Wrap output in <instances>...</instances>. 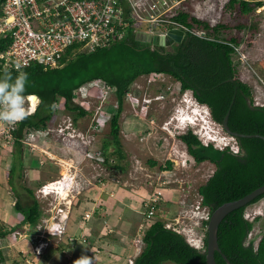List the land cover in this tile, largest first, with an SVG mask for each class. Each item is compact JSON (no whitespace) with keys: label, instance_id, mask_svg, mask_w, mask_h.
I'll list each match as a JSON object with an SVG mask.
<instances>
[{"label":"rangeland","instance_id":"1","mask_svg":"<svg viewBox=\"0 0 264 264\" xmlns=\"http://www.w3.org/2000/svg\"><path fill=\"white\" fill-rule=\"evenodd\" d=\"M228 1L185 0L181 5V9L215 26L228 23L230 27L232 26V30H234L236 24L243 21L249 24L254 19L258 21V30L253 37H249L250 33L245 34L243 37L241 45L237 48L238 55L235 56V62H239L237 76L253 89L255 104L257 106L264 105V7L258 9V12H260L258 15L257 13L252 14L250 20L251 16L246 18L238 11V8L231 12L227 6ZM176 10L178 8L174 11ZM260 25L263 26V30H260ZM259 32L261 37L256 35ZM165 78L167 84L161 87L148 84L146 77H141L133 85L130 91L131 96H126L119 120V138L125 156L122 161L123 172L109 169L110 164L104 168L97 166L95 162L87 159L84 151L86 148L75 142L64 141L58 130L63 121L56 114V118L50 123L49 131L36 133L25 140L26 144L23 143L25 169L21 172L20 165L17 162V168L14 170L13 176L10 175L9 177V168L13 163L14 153L16 152L12 136L13 130L11 124L8 123H3L0 126V178L5 176L7 180V176L9 177V187L7 186L8 183H0V196L6 200L12 197L14 206L19 200L24 207H29L36 200L42 212L39 223L35 227L22 224L23 217L18 212H16V216L19 219L11 225L12 218L7 219L8 215L1 208L0 225L10 227L19 224L15 231L25 233L26 228L29 226L35 229L38 226L42 228L49 226L52 221H55L56 224L59 223L64 219L63 215L67 214L68 208L70 209L68 222L71 220L69 231L64 236L62 246H60L62 241L59 240L55 243L57 247L47 248L38 256L34 252V243L33 245L21 243L18 245L19 251H13L12 258L8 260L7 264H18L16 259H20L22 263L28 260L29 264H64L67 260H69V264H73V261L82 254L93 257L94 264H108L106 260L111 262L112 259L125 256V253L118 250V248L113 249L115 245H120L123 242L128 247L126 254H128V251L129 254H133L131 250L137 249V247L132 239L126 240L127 235L123 236V234H127L128 222L126 220L131 208L133 214H135V210H138L140 214L136 212L138 214L136 219L131 215L136 224L133 225L134 227L132 226V234L130 232L128 234L135 237L139 225L144 221L143 209L140 208L142 204L138 207L132 205L129 208L126 206L128 211L119 210L118 215H115L114 218H119L121 223L112 230L114 234H116V230L121 232V235H118L121 239L116 240L104 236L108 254H104V251L101 250L98 252L92 248L89 241H92V237H95L93 231L80 236V229H76L78 224L73 223L74 219H82L86 211H92L94 196H100L106 200V192L110 193L116 190L117 186L128 189L130 192L137 190L142 192L144 196L148 195L150 189L152 191L154 189L162 191L167 200V205L163 204L170 209L171 214L162 211H159V213L163 214L164 218L168 214L167 217L171 220L170 224H178L181 229H185L187 239L190 241H203L205 231L202 222L205 221L204 218L208 210L200 205L201 197L198 190L214 173L215 166L209 162L196 164L191 156L190 149L179 136L191 130L202 143H211L213 140L216 148L221 149L227 146L231 149L237 143L236 139L228 135L221 125L214 122L210 109L206 105L199 104L191 91L179 92L178 84L167 75H165ZM85 86L87 87L88 84ZM169 86L170 90H168ZM87 89L88 91H83L84 95L81 92L80 96L98 100L101 94L99 86L97 88L89 86ZM163 92H165L166 100L154 101L153 98ZM149 97H151L150 104L145 101ZM173 97L175 99H172ZM37 102L39 104V100ZM115 104V98H111L106 103L110 118L115 113ZM31 105L30 101L26 103V107L31 108ZM66 113L75 118L71 111ZM196 113L201 116H199L200 118H197V116L194 118L196 125L190 127V125L187 126V123H183V115L190 117L195 116ZM177 117L181 118V122L177 120ZM201 120L204 121L201 122ZM165 128H168L169 131ZM110 129V125L107 126L99 138L93 141L92 151L94 148L102 151L103 144L112 141ZM114 148L111 147L110 150L112 151ZM90 151L88 149V152ZM114 160L112 162L115 163ZM2 169L7 173L5 174ZM20 172L22 173L21 178L19 176ZM66 175L71 176L74 185L73 189L67 191L66 197L60 195L66 193L62 188L55 190L59 195L55 193L47 195L44 187L52 182L60 181ZM39 182L41 184H38ZM115 184L116 186H114ZM10 185L14 190L11 189ZM26 190H32L34 196L31 197ZM119 197H121V194ZM99 207L101 208V206ZM109 210L106 208L100 211L109 213ZM260 213L264 215V200L248 208L245 217L253 219L259 216ZM2 219H7V223H4ZM263 234L264 219H261L256 222L252 232L253 236L257 235L256 245H258ZM58 242L60 245H58ZM81 245L84 246L81 248ZM112 250L118 251L114 253ZM133 256H129L128 264Z\"/></svg>","mask_w":264,"mask_h":264},{"label":"trees","instance_id":"2","mask_svg":"<svg viewBox=\"0 0 264 264\" xmlns=\"http://www.w3.org/2000/svg\"><path fill=\"white\" fill-rule=\"evenodd\" d=\"M5 1L0 0V15ZM237 5L241 7L242 15L252 16L264 6V0H230L228 8L233 10ZM172 19L204 32L205 37L188 35L180 43L175 42L169 47H152L139 41L129 29L124 40L91 53L77 51L79 45L68 48L57 68L33 65L22 70L28 74L25 96L36 95L40 104L36 112L17 123L16 130L12 132L16 152L9 168V177L13 176L17 162L21 172L25 169L21 140L26 131H49L58 110L73 112L76 122L90 114L76 104L74 92L95 81L109 84L115 91L118 109L110 122L112 141L105 142L101 152L105 157V166L110 164L116 170H123L122 161L125 158L119 138V120L126 96L139 78L152 73L169 76L178 84L179 92L192 91L197 102L210 109L217 124L223 126L224 118L230 112L228 125L231 131L264 136V106L255 105L253 89L237 76L239 62H235V56L238 55L241 40L229 33L230 25L223 23L215 26L180 9ZM238 27L243 28L241 24ZM257 30L258 21L254 19L249 37H253ZM11 42L9 36H0V53L6 52ZM9 71L13 78L18 75L16 71ZM3 72L0 71V76ZM179 137L190 149L196 164L209 162L215 166L214 173L198 190L200 205L208 209L209 219L220 206L240 200L264 186V140L235 138L240 150L236 154L228 146L221 149L214 144L204 145L191 130ZM111 147H115L114 150L111 151ZM19 176L21 178L22 173ZM11 189L14 190L12 186ZM26 191L31 197L34 196L32 190ZM149 192L144 201L148 199ZM262 200L264 195L246 207L229 213L219 226V246L231 264H264V234L258 245L257 235L249 238L260 217L253 222L245 217L247 209ZM162 205L159 203L157 207ZM15 209L23 217L22 224L35 227L39 223L42 212L36 200L29 207H24L18 200ZM209 219L202 222L205 231L203 248L197 249L185 235L167 229L163 214L159 213L152 218L143 235L144 247L134 264H207ZM12 230L0 225V263L4 259L1 245ZM215 259L217 264H227L218 252Z\"/></svg>","mask_w":264,"mask_h":264},{"label":"built area","instance_id":"3","mask_svg":"<svg viewBox=\"0 0 264 264\" xmlns=\"http://www.w3.org/2000/svg\"><path fill=\"white\" fill-rule=\"evenodd\" d=\"M185 0H6L2 6L0 15V36H9L12 40L9 49L0 53V70L18 71L17 64L22 67L19 71L31 68L33 65L44 68H57L63 58L65 51L75 45H79V52H94L98 48L111 46L115 42L124 40L127 30L131 29L137 38L142 36L150 37L152 47L156 46L154 38H167L171 30H179L183 33L182 40L188 35L205 37L204 32L191 29L187 25L174 21L172 17L176 14V8L181 9ZM264 7V6H262ZM260 30L263 26L260 25ZM259 30V31H260ZM139 34L140 37H139ZM261 37L260 32L256 34ZM148 84H155L163 87L167 84L164 74L152 73L146 76ZM100 88L98 100L82 98L83 91L87 87ZM74 92V101L81 106L89 107L95 111L92 117H85L75 121V118L65 111L58 110L57 117L63 121L58 130L59 135L65 141L75 142L86 148L87 159L92 160L101 168L105 166V157L99 150H93V141L109 126L110 115L106 103L115 98L114 88L101 81L89 83ZM170 86L168 90H170ZM82 92V95L80 96ZM163 92L155 97L159 100H166ZM178 94V93H176ZM130 97L131 94L128 93ZM145 99L147 102L150 101ZM172 99H175L174 97ZM80 100V101H79ZM135 100H137L135 98ZM109 105V104H108ZM107 105V106H108ZM256 105V104H255ZM257 106V105H256ZM264 106V105H259ZM115 104V111L117 108ZM73 114V113H72ZM11 128H14L15 125ZM10 130V129H9ZM35 133H28L27 139ZM209 143L205 142V145ZM88 149L91 151L88 152ZM233 153H239L236 145L231 148ZM48 186L44 187L46 190ZM167 200L162 191L154 189L149 192V197L141 205L144 221L138 227L133 238L134 244L140 253L144 247L143 235L150 225V221L160 210L159 203ZM200 209V207H198ZM208 210V209H207ZM171 214L170 209L164 210ZM166 228L171 229L187 237L185 229L178 224H170L167 217ZM57 215V214H56ZM54 215V216H56ZM61 215V214H58ZM70 209L59 223L55 221L49 226H38L37 228L27 227L25 233L15 231L13 235L16 240H29L35 244L34 252L40 256L43 250L49 247H57L55 243L64 239L67 234ZM93 211H86L82 223L86 224L92 219ZM54 219V217H53ZM205 220L209 219L207 212ZM253 222V219L247 218ZM178 221L177 219H174ZM145 222V223H144ZM59 226L62 230L58 235H51L48 229L55 230ZM13 236V237H14ZM252 233L250 238H252ZM188 242L197 249L203 248V241L197 240ZM58 245L59 242H58ZM39 249V251H37ZM27 264L30 262L27 260ZM135 259H130L129 264H134Z\"/></svg>","mask_w":264,"mask_h":264},{"label":"crops","instance_id":"4","mask_svg":"<svg viewBox=\"0 0 264 264\" xmlns=\"http://www.w3.org/2000/svg\"><path fill=\"white\" fill-rule=\"evenodd\" d=\"M5 168H6V166H5ZM109 169H112L116 172H123V170H116L112 166H110ZM2 170H4V169H2ZM4 173L6 174L7 172L4 170ZM8 180H9L8 176H7V180H6L5 176H1L0 183L6 184V183H8ZM7 186L9 187V183L7 184ZM114 186H116V184ZM120 194H121V197H119ZM106 195H107L106 200L100 196H98V197L94 196V200H93L94 206L92 207L93 215H92V219L87 224H83L82 219H74V221H73V223L78 224L76 229L77 230L80 229L79 230V231H81L80 236L82 234L84 235V233H86V235H87L88 233H91V231H93L95 237H92L93 238L92 241H89V242L92 244V248L94 250H96L98 252H99V250L104 251V254H108L107 253L108 250H106L107 246L105 244L104 236L114 238L116 240L121 239L118 236V235H121V232L116 230L115 231L116 234H114V232L112 230L114 228H117V225H119L121 223V222H119V220H120L119 218H116V219L114 218L115 215L116 216L118 215L119 210L120 211L123 210L124 212L128 211L126 206H128L129 208L132 205L138 207V205H141L145 199V196L143 195L142 192H139L137 190L130 192L128 189L120 188L118 186H117L116 190H114L110 193H108V191H107ZM99 206H101V208ZM106 208L110 209L108 211L109 213H107L106 211L105 212L100 211L103 209L105 210ZM165 208L169 209L166 206H165ZM0 209L3 210L8 215L7 219L9 217L12 218L11 221L9 220L11 225H13L15 220L17 221L19 219V217L16 216L17 211H16L14 203L12 201V197H10L9 199L6 200L0 196ZM131 210L132 209L130 208L129 213L127 215V220H126L128 222L127 234L126 233L123 234V236L127 235L125 237L126 240H129V239L133 240L134 236L128 234V232L131 233L132 226L136 224L135 220H133L132 217H135V219H136V216H138V214H139L138 210L134 211L135 214H133ZM161 211L163 213H167L164 211V208H162ZM136 212H138V214H136ZM131 215H132V217H131ZM174 217H176V216H174ZM7 219H2V220L4 221V223H7ZM71 219H72V215H71ZM70 223H71V220L68 222L67 232L69 231L68 228H69ZM18 225L16 224V225L10 226V227L5 225V227L13 228V230L11 231L9 236L6 238V240L1 245V252L3 254L4 259L0 264H7L8 260H10L12 258L13 251L14 250L19 251L18 250L19 244L28 243L30 245H33V243L30 242L29 240H16L15 237H13L12 232L16 229V227ZM80 236H78V237H80ZM62 244H63V240H62ZM125 244L126 243L123 242L120 245H115L113 248V249L118 248V250L125 253V256L123 258L119 257L116 259H112L111 262H110V260H106L108 264H128L129 256L134 255L132 259H135L138 256V254H139L138 249H134V248H133L134 250H131L133 254H129V251H128V254H126L128 247ZM83 246L84 245H81V248ZM49 248H52V247H49ZM109 249H112V248H109ZM118 250H112V251L115 253ZM101 251H100V253H101ZM16 260H17L16 263L24 264L21 262L20 259H16ZM40 261H42V260H40ZM43 261H45V260H43ZM64 264H69V260L65 261ZM99 264H101V263H99Z\"/></svg>","mask_w":264,"mask_h":264},{"label":"clouds","instance_id":"5","mask_svg":"<svg viewBox=\"0 0 264 264\" xmlns=\"http://www.w3.org/2000/svg\"><path fill=\"white\" fill-rule=\"evenodd\" d=\"M21 67L22 66L20 64H17L16 65V68L18 70L16 72H18V75H16L15 78H13L11 72L7 68L1 69V70H4V72H3V75L0 76V126H2L3 123H8V124H11V127H12L13 126L12 124H14L15 127L14 128H11L12 130H14L16 128V124L17 123L25 120L28 116L33 115L36 112L37 107L40 104V100L37 99V100H39V104L37 102L35 104V106H34L32 100H31L36 95H28V96H25L26 84H27V81H28V74L26 72L19 71V69ZM144 77H146V76H144ZM187 91H190V90H187ZM192 94H193V92H192ZM153 99H154V101H160L156 97H154ZM28 101H30L32 103L31 108L30 107H26V103ZM147 103L150 104L151 101H149ZM78 105H80V104H78ZM82 107L85 108L86 110H88L90 112V114L89 115H86L85 117H92L95 114V111L94 110H91L88 106L87 107L82 106ZM117 109H118V107L116 108V110ZM73 115H74V113H73ZM85 117H82V118L78 119L77 121L82 120ZM182 117L184 118L183 119L184 122H186L188 124L187 126H189V125H190V127L193 126L190 123L189 119H188V117H189L188 115H183ZM110 122H111V119L109 121V125L111 127ZM201 122H203V120H201ZM28 133H35L36 134V132L26 131L25 134H24V136H23V138H22V140H21V142L24 143V144H26L25 143V140L27 139V134ZM37 133H40V132H37ZM110 133H111V129H110ZM99 136H97L96 138H99ZM209 144H214L213 143V140ZM93 150H97V149L94 148ZM84 151H85V149H84ZM56 184H61L63 186V190H65L66 192L67 191H70L71 188L72 189L74 188L73 179L71 178L70 175H66L60 181H58V182H52L50 184H47L46 186L50 187V186L56 185ZM45 192H48L47 189L45 190ZM49 194H52V193L51 192L50 193H47V195H49ZM57 195H59V194H57ZM164 204H166V202ZM162 208H164V210H168L167 208H165V205H162L160 207V210L159 211H161ZM258 215L259 216H256L255 219L257 217H261L260 215H262V213H260ZM15 230L12 232V234L15 232ZM61 230L62 229L59 226H57V228L55 230L48 229V231L50 232L51 235H58L61 232ZM37 251H39V249H37ZM73 264H94V258L82 254L79 258H77V259H75L73 261Z\"/></svg>","mask_w":264,"mask_h":264},{"label":"water","instance_id":"6","mask_svg":"<svg viewBox=\"0 0 264 264\" xmlns=\"http://www.w3.org/2000/svg\"><path fill=\"white\" fill-rule=\"evenodd\" d=\"M141 34H139L140 37ZM182 36L183 33L179 30H171L170 34L167 38H154L152 40L153 44L159 45V46H171L174 42L180 43L182 41ZM139 41L142 42H149L151 39L148 36H142L141 38H137ZM34 99H38V97H34ZM229 115L230 112L227 113V115L224 118L223 121V129L224 131L232 136L233 138H259L264 140V136L259 135V134H254V135H245V134H240L237 132L231 131L228 125L229 121ZM264 195V186L254 190L247 196L243 197L240 200L234 201V202H229L225 203L224 205L220 206L218 209H216L208 223V239H207V249H206V258H207V264H217L216 259H215V254L218 252L220 253L223 258L225 259L227 264H231V262L228 260L226 255H224L220 249L219 242H218V230L221 222L224 220V218L231 212L238 210L240 208L246 207L249 205L251 202H253L256 198Z\"/></svg>","mask_w":264,"mask_h":264},{"label":"flooded vegetation","instance_id":"7","mask_svg":"<svg viewBox=\"0 0 264 264\" xmlns=\"http://www.w3.org/2000/svg\"><path fill=\"white\" fill-rule=\"evenodd\" d=\"M230 2V0L228 1V3ZM227 6H228V4H227ZM236 8H238V11L240 12V9H241V7L240 6H235V8H233V10H235ZM230 10V9H229ZM233 10H230L231 12H233ZM257 15L260 13V12H258V10H257ZM245 17L247 18L248 16H246L245 15ZM252 19V16L250 17V20ZM253 21V20H252ZM252 23V22H251ZM251 23L249 24V23H245L244 21L243 22H241V23H238V24H236V26H235V28H234V30H232L233 28H231L230 29V31H229V33H232V34H235L236 35V37H237V39H240L241 41L243 40V37L245 36V34H249L250 33V26H251ZM242 25L243 26V28L242 29H239V27H238V25ZM232 27V26H231ZM232 36H234V35H232ZM246 36H248V35H246ZM231 37V36H230ZM157 46V45H156ZM163 47H166V46H163ZM242 61V60H241ZM239 68V67H238ZM261 82H262V80H261ZM263 84H264V82H263ZM166 124H167V122H166ZM223 128V127H222ZM165 129H167L168 131H169V129L168 128H165ZM224 130V129H223ZM189 131V130H188ZM187 133V132H186ZM239 152H240V150H239ZM154 163V162H153ZM262 215H263V213H262ZM261 219H264V215L263 216H261L260 217V220Z\"/></svg>","mask_w":264,"mask_h":264},{"label":"bare ground","instance_id":"8","mask_svg":"<svg viewBox=\"0 0 264 264\" xmlns=\"http://www.w3.org/2000/svg\"><path fill=\"white\" fill-rule=\"evenodd\" d=\"M37 99L35 100L34 99V97L32 98V102H33V104H34V106H35V104L37 103ZM180 116H181V114H180ZM197 116V118L200 116L198 113H196L195 114V116H190V117H188V119H189V121H190V123L192 124V125H196L195 124V120H194V118ZM203 116V115H202ZM201 117V116H200ZM199 117V118H200ZM179 118V119H178ZM181 118L180 117H177V120H180ZM204 121V120H203ZM180 122H181V120H180ZM184 124H186V122H183ZM184 126V125H183ZM57 188H62L63 189V186L61 185V184H56V185H52V186H50V187H48L47 188V193H55L56 194V189ZM55 191V192H54ZM46 193V194H47ZM66 194H67V192L66 193H64V194H60V195H62L64 198L66 197Z\"/></svg>","mask_w":264,"mask_h":264}]
</instances>
